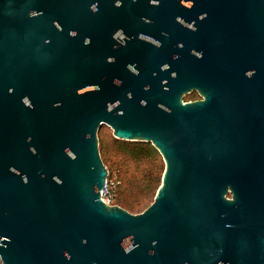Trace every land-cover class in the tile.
Masks as SVG:
<instances>
[{"label": "water", "instance_id": "water-1", "mask_svg": "<svg viewBox=\"0 0 264 264\" xmlns=\"http://www.w3.org/2000/svg\"><path fill=\"white\" fill-rule=\"evenodd\" d=\"M141 1L180 27L111 66L45 70L22 2L0 0L2 263L264 264V0ZM103 125L161 157L139 214L100 199Z\"/></svg>", "mask_w": 264, "mask_h": 264}, {"label": "flooded vegetation", "instance_id": "flooded-vegetation-1", "mask_svg": "<svg viewBox=\"0 0 264 264\" xmlns=\"http://www.w3.org/2000/svg\"><path fill=\"white\" fill-rule=\"evenodd\" d=\"M20 1L23 11L28 14L34 61L45 70L60 63L80 61H91L98 67L111 66L118 55L122 59L126 53H131L133 45L141 48L153 45L155 31L169 33L171 29L176 30L182 16L175 7L169 11L143 8L141 0L119 3L123 14L113 9V6H118V0ZM105 3L108 8L100 9ZM189 24L195 26L196 22L189 19ZM164 37L171 38V35H160L156 39ZM183 97H187L183 102L202 99L196 90L185 93ZM226 197L231 198V194ZM175 262L177 258L172 256L160 259L157 264Z\"/></svg>", "mask_w": 264, "mask_h": 264}, {"label": "rangeland", "instance_id": "rangeland-1", "mask_svg": "<svg viewBox=\"0 0 264 264\" xmlns=\"http://www.w3.org/2000/svg\"><path fill=\"white\" fill-rule=\"evenodd\" d=\"M185 100H187V97H183V101ZM97 138L98 145L104 148L103 150L101 149L100 157L108 171L109 178L115 179L118 182L117 204L131 214L143 212L153 202V198L157 192V190L151 193L144 191L148 183V174L154 175L157 172L155 164L151 161H144L142 164L136 165L121 152L113 150V147L110 151L106 144L112 146L114 137L111 129L105 125L99 129ZM159 163L163 167L161 160ZM160 183L161 180L158 186H160ZM140 198L141 202L139 201V203L138 200ZM120 200H124V203L121 204Z\"/></svg>", "mask_w": 264, "mask_h": 264}, {"label": "trees", "instance_id": "trees-1", "mask_svg": "<svg viewBox=\"0 0 264 264\" xmlns=\"http://www.w3.org/2000/svg\"><path fill=\"white\" fill-rule=\"evenodd\" d=\"M107 148L116 150L124 154L127 158L132 160L136 165L142 164L144 161H151L153 164H155V168H157V172L155 174H148V183L147 186L145 187V192L151 193L152 191H155L158 189L159 182L162 177L163 173V167L159 163L161 158L157 150L150 144V143H145V142H127V141H122L113 138V145L109 146L107 145ZM99 153H101V149L103 150V146L98 145ZM105 155L107 156L106 152ZM101 156V155H100ZM162 161V160H161ZM103 162V160H102ZM159 163V164H158ZM104 164V163H103ZM161 165V166H160ZM119 187H117L115 191V196L113 200V204L117 205L116 199H117V193H118ZM141 202V198L138 200V202ZM121 204L124 203V200H120ZM139 202V203H140ZM122 208V207H121Z\"/></svg>", "mask_w": 264, "mask_h": 264}, {"label": "built area", "instance_id": "built-area-1", "mask_svg": "<svg viewBox=\"0 0 264 264\" xmlns=\"http://www.w3.org/2000/svg\"><path fill=\"white\" fill-rule=\"evenodd\" d=\"M118 187V182L115 179L109 178V175L107 176V179L105 181V184L103 186V189L100 192V199L107 205L113 206V200L115 196V191ZM0 264H4L1 261L0 258Z\"/></svg>", "mask_w": 264, "mask_h": 264}]
</instances>
